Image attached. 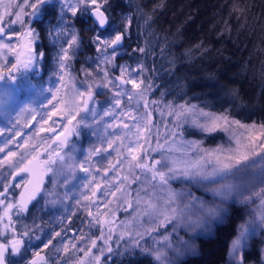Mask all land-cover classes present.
<instances>
[{"label": "snow or ice", "instance_id": "obj_1", "mask_svg": "<svg viewBox=\"0 0 264 264\" xmlns=\"http://www.w3.org/2000/svg\"><path fill=\"white\" fill-rule=\"evenodd\" d=\"M0 5L4 9L0 13V96L9 95V86H26L39 96L48 93L51 98L45 99L52 106V113L67 121L60 124V131L55 127L40 129L49 133L43 139L47 147L40 152L39 146H31V151L37 154L27 162V143L20 145L25 152L18 161L10 159L17 156L11 150L0 158V167L7 163L17 168L12 174L14 178L21 173L30 176L19 198L9 199L11 182L0 191L3 210L0 224L4 225L0 236L12 233L11 239L0 241V264H14L10 257H22L25 238L32 229L25 225V230L19 232L13 216L27 213L29 206L39 203L41 197L45 198L46 205L52 206L66 207L70 200H75L88 211V225L97 226L100 234L91 239L87 233L79 236L89 247L66 242L60 232L46 242L42 236H36L42 247L40 251H33L27 264H67V258L75 257L76 253L83 256L75 264H115L116 255L129 257L128 264H133L131 258L137 251L145 257L151 256L155 264H182L183 257L197 254L198 238L211 237L225 226L233 234L228 243L227 264H246L250 242L258 231H264V188L258 192L253 190L256 181L264 183V123H244L231 115L229 108L212 111L188 101L165 102L164 92L160 99L151 100L149 94L154 88L159 90V86L146 74L155 73V65L149 70L143 60L135 66L118 63L134 16L131 13L115 16L112 0H23L22 3L0 0ZM151 20L147 16L145 25ZM17 24L19 31L13 27ZM85 48L94 55L81 61L80 54ZM160 51L163 53L164 49ZM132 53L142 57L149 53L156 55L147 40L144 46L133 48ZM117 68L119 74L114 75ZM45 73H48L47 80ZM232 95L235 98L236 93ZM100 96L107 99L100 103L97 100ZM161 104L164 107L160 115L170 117L173 127L164 136V143H160L157 135L153 147L152 129L156 127L153 106ZM29 112H36L31 102L20 106L12 127L20 123L19 117ZM3 115L9 121L12 119L7 111ZM83 129L97 143L81 157L72 138L81 136ZM4 131L0 129V134ZM218 132L227 133L234 147L204 148V140L184 139L186 134L210 138ZM13 142L14 138L5 140L0 153H5ZM113 152L115 162L111 158ZM106 153L107 167L103 168V175L107 177L115 172L116 176L115 183L104 190L95 182V174L101 172ZM257 165L259 171L251 180H246L247 170ZM80 172L85 174L83 178L78 176ZM77 180L80 188L90 195L73 191ZM173 182L181 188L174 189ZM14 187L19 188L21 184ZM98 193L114 197L116 208L94 214L91 209L100 199ZM254 197L260 198L259 204L242 213L237 206L255 204ZM82 201L88 203L82 204ZM118 210H131L130 219L120 225L113 219ZM161 229L165 234L160 235ZM56 237L61 238L62 249L53 244ZM149 238L151 246H148ZM50 246L57 256L54 262L41 255ZM261 261L264 264V249Z\"/></svg>", "mask_w": 264, "mask_h": 264}, {"label": "trees", "instance_id": "obj_2", "mask_svg": "<svg viewBox=\"0 0 264 264\" xmlns=\"http://www.w3.org/2000/svg\"><path fill=\"white\" fill-rule=\"evenodd\" d=\"M112 4L115 16L121 13L134 16L119 61L137 64L143 60L149 70L155 65L156 72L146 74L159 86V90L154 88L149 94L151 100L160 99L161 92H164L165 102L179 104L188 101L212 111L229 108L231 115L244 123H264V0H112ZM149 15L152 20L145 25V18ZM146 40L155 50V57L151 53L147 57L132 53L137 45L144 46ZM83 50L90 52L87 48ZM106 99L107 96L97 97L98 102ZM163 107V104L153 106L152 118L156 122L152 129L153 147L156 146V136L159 135L160 143H164V136L173 127L170 117L160 115ZM81 138L73 137L72 142L78 146ZM223 138L222 132L210 138L202 134L184 136V139L204 140L205 147L221 144ZM152 155L158 158L155 153ZM42 200L45 204V198ZM45 206L49 210L54 207ZM116 206L115 202L109 208L115 209ZM237 207L242 213L248 211V206ZM123 213L122 210L115 212L113 219L117 225L123 219L128 221ZM34 218L37 216L33 215L31 221L21 215L13 216L19 232L25 230V225L32 229L30 234L50 232L47 223L39 225ZM36 225L38 227H34ZM98 232L96 226L94 234ZM232 235L225 226L211 237L198 238L195 241L197 254L182 258V264H224ZM35 239L31 235L25 238V242H35ZM263 246L264 231H258L247 249L246 262H256ZM113 247H116L114 242ZM51 250L54 249L49 251L50 262L54 258ZM21 258L16 256L13 261L18 263ZM131 259L133 264H155L151 256L145 257L139 251ZM114 260L115 264H128L129 257L116 255Z\"/></svg>", "mask_w": 264, "mask_h": 264}, {"label": "rangeland", "instance_id": "obj_3", "mask_svg": "<svg viewBox=\"0 0 264 264\" xmlns=\"http://www.w3.org/2000/svg\"><path fill=\"white\" fill-rule=\"evenodd\" d=\"M5 3L8 2V0H4ZM15 3H22L23 0H14ZM4 9H3V6L0 5V13H3ZM14 18V17H13ZM8 21V17H5V22ZM14 28L19 29L21 30L20 28V25L17 24V25H14L13 26ZM17 30V31H19ZM91 55H94V52L93 51H90L89 53H86V51H81V54H80V60L82 61L84 59V57L86 56H91ZM118 63L120 64H124L125 62H122V61H118ZM129 65H132V66H135L136 63L134 64H129ZM76 68L79 69V64H76ZM119 74V69L117 68L114 72V75H118ZM2 86V85H0ZM24 87H14V86H9V95L7 97H4V96H0V129H5V131L3 132V134H0V146H3V143L5 140L7 139H13L14 138V142L12 144H9L8 148L6 149L5 153H0V158H3L5 155H6V152L11 150V151H15L17 152V156L16 157H13V158H10L14 161H18L20 159V154L21 153H24L25 152V148L24 147H20V145H25L27 143V145L31 146V145H34V138L35 137H39L41 138V135H43V132L40 131L41 128H47V124L48 123H41L38 125V121L40 119V117L42 116L41 114L45 115L46 117H44L42 119L43 120H47L48 122H52L54 119H55V116L58 117V122L62 121L63 123H66L67 121H64V120H61L60 119V116L59 114H53L52 113V106L51 105H48V101L47 99H45V97H48V99L51 98L50 94L48 93H45L44 96H39V95H36V94H32L30 99H27L29 97H25L26 99H24V101L26 103L28 102H31V107L36 109V112H29V113H25L23 114V116L19 117L20 119V123L15 127L13 128L12 125L16 123V119H17V112L19 111V108L20 106L26 104L25 102H23L22 98H23V90ZM23 90V91H22ZM18 91H21V93L17 96L15 95L14 96V93L15 92H18ZM63 91V90H62ZM14 92V93H13ZM110 95V94H108ZM38 100V101H37ZM6 102V103H5ZM104 101L100 102V103H103ZM55 103V101L53 102ZM45 105L44 107H42L41 105ZM7 111L8 113L11 114V117L12 119L9 121L7 119L4 118V115L3 113ZM52 116V119H49V116ZM35 116V119H33L32 117ZM127 123L131 124V121H127ZM9 129H11L9 131ZM57 130L60 129V127H57L56 128ZM83 133L81 134L82 138H81V142L80 144H78L77 146V149L79 150L77 155L78 156H81L82 157V154L86 153L87 149L92 146L93 144L97 143L95 137H93L91 135V133L87 130V129H83L82 130ZM111 131V130H110ZM121 131H126L124 129H121ZM134 131V129H133ZM17 133H19V135H17ZM224 138H223V141L221 144H217V145H213L211 147H205L203 146L204 148H216L218 145L219 146H223L224 148H228V147H234V145L232 144V142L229 140V137H228V134L227 133H224ZM185 140H191V139H185ZM42 141V139H41ZM32 153L31 150H28V155L25 157V160H28V156ZM34 155V154H32ZM106 159L104 161V163L101 165V172L100 173H97L95 174L96 175V183H99L102 188H104V190H107L109 187L112 186V184L114 183V177L115 175H113L112 173L109 174V176H104L102 173H103V168L107 167V156L108 154H104ZM158 156V154H156ZM111 158H112V161L114 162V160H116V154L113 152L111 154ZM159 158V157H158ZM17 171V168L16 167H10L7 163H5V165L3 167H0V191H3L4 189V186L5 184H8L9 182H11V184L13 185V187L10 188V195H9V199H11L12 197H15L16 198V190H17V187H14L15 184H21L23 181V173H21L20 175H17L15 176V178L13 177V173H15ZM259 171V165H257L256 168L254 169H249L247 170V175L245 176V179L246 180H251L252 176ZM84 173L80 172L78 173V176L80 178H83L84 177ZM105 181H107V183H105ZM74 184L76 185V187L73 189V191H85L87 194L90 195V193L87 191V190H84V189H81L80 188V181L77 180L74 182ZM172 187L174 189H177L179 190L181 188V185L179 183H175L173 182L172 184ZM261 188H264V183H260L258 181L255 182V187H254V191H259ZM93 191L95 190L94 188L92 189ZM114 190V189H113ZM119 195V194H118ZM98 196L100 197L99 200H97V203L95 206L92 207V212L94 214H96L97 212L99 213H107V211L110 209L109 207L111 205H114V203L116 202L115 201V198L112 197L111 195H108L107 197L103 196V193H98ZM254 200H255V204L253 205H248V211L253 209L256 205L259 204V200L260 198L259 197H254ZM109 201H112V203H108ZM85 203H88V202H84L82 201V204H85ZM107 204V207H105V205ZM126 206V205H125ZM53 208H55L57 210V216H58V221H59V224L63 226H65L67 223H69L71 220L70 217L71 215L73 216V213H75V215H77V223L75 224V226H73V229L71 228V226H67V227H64L63 229L60 228V229H56V230H52L51 228V223L49 222L48 225L50 227V231H63L65 233L69 232L68 231V228L74 233V232H77L76 234V239L73 240V236L68 238V237H65V241L66 242H75V243H78L81 247H89L90 244L87 243V241H80L78 238L80 235H83L85 233L88 234V237L89 239L91 238H95V236H99L100 232H98V234H94V228L96 226H89L88 225V221L90 219V217L88 216V211L84 208V207H81L80 205H77L75 203V200H70L68 203H67V206H61V205H57V206H54ZM2 208H0V214H2ZM124 212V211H123ZM125 213V214H124ZM123 213V217H125L127 220L130 219V215H131V210H129L128 212H124ZM79 222V223H78ZM83 222V223H81ZM122 222H125V220L123 219L120 224ZM147 217L144 218V223H145V226H147ZM6 223V221H5ZM119 224V225H120ZM135 227H139V225H135ZM98 228V227H97ZM99 229V228H98ZM171 229L169 228V231ZM4 231V225L3 224H0V232H3ZM8 234H11V233H7ZM165 234L164 233V230L161 229L160 230V235H163ZM181 235H184L183 232H181ZM94 236V237H93ZM0 239L5 240V236H0ZM152 244V241L151 239L149 238L148 239V246H151ZM57 247H60L62 249V244H59L57 245ZM123 248V244L121 245V250ZM264 249V246L259 250L260 254H259V259L252 263V264H262V261H261V250ZM94 252H97V249H94L93 250ZM53 256L56 255L55 253V249L53 250ZM226 254H227V251H226ZM83 256V253H76V256L75 257H71L69 256L67 258V264H75V261L78 260L80 257ZM119 256V255H118ZM186 257V256H185ZM183 257V258H185ZM54 260V259H53ZM52 260V262H53ZM227 260H228V256L226 258V261L224 264H227ZM246 264H251V263H248L246 262Z\"/></svg>", "mask_w": 264, "mask_h": 264}, {"label": "flooded vegetation", "instance_id": "obj_4", "mask_svg": "<svg viewBox=\"0 0 264 264\" xmlns=\"http://www.w3.org/2000/svg\"><path fill=\"white\" fill-rule=\"evenodd\" d=\"M17 30H19V29H17ZM49 64H51V56H49ZM44 78H45V80L48 79V73H45ZM22 87H24L23 88V90H24V92H23V98H22L23 102H25L24 99H26V98H24L25 95H26V97H29L27 99H29L31 101L30 97H31L32 94H34L33 91L30 88L26 87V86H22ZM20 93H21V91L15 92L14 93V96L15 95L18 96ZM44 117H46V116L45 115H42L40 117V119L37 120L38 121V125L42 123V119ZM54 120L56 121V123L53 124V122H48L47 128H50V127L57 128V127H60V124L63 123L62 121L58 122V117H56V116H55V119ZM57 131H60V129L57 130ZM48 136H49V133L43 132V135H41V138H39V137L38 138L37 137L34 138V145H31V146H39V151L40 152H43L44 149H45V147H47V145H44L43 144V139L47 138ZM41 139H42V141H41ZM49 143H51V140H49ZM31 146L28 147V150H31ZM53 147H55V145H53ZM32 154H34V155H32ZM36 154L37 153L32 152L28 156L29 157L28 159H31ZM25 161L27 162V160H25ZM114 162H115V160H114ZM112 174L116 176V173L115 172H113ZM23 175H24V177H23V180L22 181L24 182V180L27 177V175H26V173H23ZM113 181L115 183V180H113ZM23 182L21 183V185L23 184ZM47 186L50 187L51 184H48ZM17 190H18V188H17ZM17 190H16V192L18 193ZM17 193L15 194L16 195V198H17ZM56 214H57V210L55 208H52V210H49L48 207L45 206L44 201L42 200V197H41V198H39V203L33 202V205H30L29 206V211L27 213H25V214H21V216H22L23 219L24 218L26 220L27 219H30V221H31V219L33 218V215H36L37 218L36 219L34 218V219L38 222L39 225H41V223H47L48 224L50 222L51 225H52L51 226L52 230L53 229L56 230V229H60V228L63 229L64 227H67V226L68 227L71 226V228L73 229V226H75V224L77 223V220H76L77 215H73V216L71 215V217L69 219L71 221L69 223H67L65 226L62 227V225L59 224L58 216ZM25 216H27V217H25ZM81 223H83V222H81ZM68 231L69 232H67V233H65L63 231H59V232L62 234V236L64 238L65 237L70 238L72 236L74 237L77 234V232H74L73 233L69 228H68ZM56 232L57 231H53V232L52 231H50V232H39L38 231L37 233L30 234L29 236H31V235H33L35 237L36 236H42L43 239L46 242L48 239H51ZM11 236H12V234H8L5 238L11 239ZM7 239H5L4 242H6ZM60 239H61L60 237H56L53 240V244L57 246L59 244V242H60ZM41 247H42L41 241H39L37 239H35V242L34 241H32V242H30V241L25 242V247H24L23 256H22L23 258L19 259L18 263H15L14 262V264H27V262L29 260H31L32 257H33V251H40ZM50 249H53V248L50 246L49 249H44L43 252L41 253V255H46V256L49 257V254H50L49 251H50ZM51 252H52V250H51ZM52 255H53V252H52ZM10 259L11 260H15L16 257H10ZM53 259L52 260L54 262L57 259V256L54 255V258Z\"/></svg>", "mask_w": 264, "mask_h": 264}, {"label": "water", "instance_id": "obj_5", "mask_svg": "<svg viewBox=\"0 0 264 264\" xmlns=\"http://www.w3.org/2000/svg\"><path fill=\"white\" fill-rule=\"evenodd\" d=\"M26 175H27V177L25 178L23 184L26 183V182L30 179L29 174L26 173ZM23 184H22L21 187H19L18 190H17V191H18V193H17V198H19V194H20V192L23 190Z\"/></svg>", "mask_w": 264, "mask_h": 264}]
</instances>
